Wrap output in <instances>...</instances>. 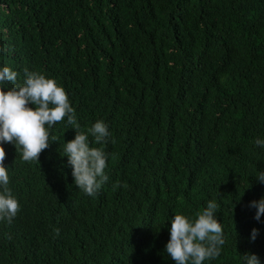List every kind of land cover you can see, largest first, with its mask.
Returning a JSON list of instances; mask_svg holds the SVG:
<instances>
[{
  "label": "trees",
  "instance_id": "16d2710c",
  "mask_svg": "<svg viewBox=\"0 0 264 264\" xmlns=\"http://www.w3.org/2000/svg\"><path fill=\"white\" fill-rule=\"evenodd\" d=\"M0 48L17 83L56 78L81 129L111 133L91 197L60 154L64 121L38 161L4 143L20 210L0 222V264H173L166 219L209 199L225 243L204 264H264V213L248 207L264 195V0H0Z\"/></svg>",
  "mask_w": 264,
  "mask_h": 264
},
{
  "label": "clouds",
  "instance_id": "9594fccd",
  "mask_svg": "<svg viewBox=\"0 0 264 264\" xmlns=\"http://www.w3.org/2000/svg\"><path fill=\"white\" fill-rule=\"evenodd\" d=\"M3 52L0 48V54ZM16 81V70L0 63V222L7 224L16 218L20 205L9 187L11 167L4 163V143H12L19 149L20 159L38 161L39 153L56 140L50 135L53 125L64 121L75 132L73 138L63 139L60 154L67 157L74 186L91 197L108 180L105 169L109 155L104 146L111 136L102 118L81 129L74 107L56 78L24 69L22 82ZM253 144L264 149V139L257 137ZM254 175L259 183H264V169H258ZM248 207L255 209L253 218L259 222L264 213V195L250 200ZM217 210V201L209 199L192 215L177 212L166 219L170 220L169 238L163 252L173 264H204L220 255L225 239ZM53 231L59 233V229ZM257 234L258 229L253 227L249 239L254 240ZM237 254L238 264H262L256 253Z\"/></svg>",
  "mask_w": 264,
  "mask_h": 264
}]
</instances>
